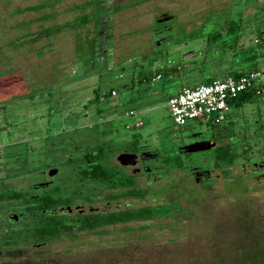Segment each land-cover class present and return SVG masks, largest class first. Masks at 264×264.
Segmentation results:
<instances>
[{"label": "rangeland", "instance_id": "374dc122", "mask_svg": "<svg viewBox=\"0 0 264 264\" xmlns=\"http://www.w3.org/2000/svg\"><path fill=\"white\" fill-rule=\"evenodd\" d=\"M42 3L40 11L24 10ZM257 3L264 0H0V180L21 187L25 178L14 175L24 171L32 185L39 173L57 167L47 191L72 197L78 207L68 216L80 205L85 212L172 205L171 214L146 223L42 244L20 240L0 249V264H264V168L251 165L264 158L256 155L264 150V90L217 125L198 119L177 126L167 107L168 96L181 88L205 84L199 75L205 37L186 40L190 33L238 15L248 25L243 39H253L250 32L264 25ZM85 14L94 19L73 27ZM167 16L172 19L157 23ZM215 52L220 74L226 60ZM156 73L161 78L153 80ZM198 133L227 137L224 143L251 161L241 157L232 167L215 168L200 185L169 166L155 182L138 175V186L150 191L146 198L113 201L109 209V192L95 183L82 187L72 171L98 147L109 153L107 167L117 166V152L132 146L160 152L162 164L180 163L163 155ZM27 216L12 223L26 224Z\"/></svg>", "mask_w": 264, "mask_h": 264}, {"label": "trees", "instance_id": "16d2710c", "mask_svg": "<svg viewBox=\"0 0 264 264\" xmlns=\"http://www.w3.org/2000/svg\"><path fill=\"white\" fill-rule=\"evenodd\" d=\"M259 4V3H257ZM46 7V4H40L33 7L25 8V11H40ZM258 11L264 13V3H260L256 7ZM118 10V8L116 9ZM170 17V16H169ZM41 18L47 19V16ZM94 17L89 14L79 17L73 27H82L87 25ZM172 17H170V20ZM242 17L237 15L236 19L227 18L225 16L220 23V27L212 26L203 33H190L186 40H196L205 37L206 51L205 61L201 64L199 75L205 82L210 84L214 80L223 79L226 76L237 77L243 73L260 69L264 66V25L255 28L250 33H254L255 38L243 39L244 30L248 28L247 23L242 25ZM250 22V21H247ZM50 29H46L48 32ZM181 43V41H177ZM220 50L222 57L226 60L225 64L220 67V74L216 73L217 68H214L213 61L216 54L215 50ZM210 54V57L208 56ZM178 69L172 73H176ZM160 76V73H156ZM203 85V84H202ZM184 88V87H183ZM182 89V88H181ZM264 87L249 89L239 93L235 98L230 99L229 104L232 109H240L244 105L252 102L255 98L262 95ZM113 90L111 91V93ZM174 94L170 95L173 96ZM168 96V97H170ZM100 112V111H99ZM131 112V111H130ZM129 112V113H130ZM231 111L229 112V114ZM226 120H228V116ZM264 131V128L262 129ZM135 145V144H133ZM264 147V145H263ZM249 144L243 149L244 153H248ZM111 151V149L109 150ZM264 155V150L256 155ZM109 153H102V147H98L95 151L86 153L77 162L83 164L80 166L77 176L83 183H95L110 190H116V193H110L106 196V200L120 199H139L142 200L150 193L148 188L138 187L136 184V176L124 174L118 167H110L104 165V160ZM244 158L246 161H251V157L238 153L231 145H223L215 150V162L217 167L229 168L234 166L239 158ZM264 159V158H263ZM264 163V162H263ZM252 163L251 165L254 166ZM179 168L181 164L176 162ZM227 177L229 174H226ZM57 190V188H55ZM54 189V190H55ZM53 190V191H54ZM8 201H14L22 205V194L15 189H6L0 191V230L3 229L4 222H7L8 227L0 235V249H9L17 245L20 240H25L28 244H42L55 239H60L64 235H70L77 238L82 232L102 233V228L112 227L124 224L150 222L159 217L167 216L172 213V205H156V206H141L129 207L115 210H107L102 212H87L68 216V214L59 212L61 207L70 205V199L62 197H54L52 192L46 191L44 195H30L28 207L25 210L29 214V222L26 224L20 223V226L15 227L11 220L3 218L2 211L4 208L16 206V203L7 204ZM9 209V208H8ZM22 213V211H21ZM21 218L28 217L24 215ZM20 218V217H19Z\"/></svg>", "mask_w": 264, "mask_h": 264}, {"label": "flooded vegetation", "instance_id": "af4514ba", "mask_svg": "<svg viewBox=\"0 0 264 264\" xmlns=\"http://www.w3.org/2000/svg\"><path fill=\"white\" fill-rule=\"evenodd\" d=\"M159 20L161 19H157V23H159ZM178 70H181V68L180 69L178 68ZM187 138L188 139H186L187 140L186 142L182 140L179 144L168 147V149L166 150L167 152L163 155V156H168L169 158H174V159H177L180 157L181 167L179 168L176 166V162H171L169 164L160 163L159 162L160 152L152 151L148 149L147 146H139V147L137 146L134 149L132 146L131 150L122 149L117 152L119 154L122 152H126V153H133L137 155V164L134 167L128 166V168H130V172H126L125 168L127 167L120 166L119 164L117 166H111V167L120 168L121 172H124V174L134 175L136 176V178L138 175H141L145 179L147 180L152 179L155 182L159 179V176H161L163 173H166L168 171V170H165V168L166 166H169L171 170L187 172V174L190 176L189 181H192L193 179V182L195 184H198V185L207 184L212 177V172L214 171V169L219 168L216 166V162H215L216 160L214 158L215 150H217L223 145L224 146L228 145L224 143V141H226L228 138L224 137V138L216 139L212 135L202 134V133L201 134L198 133L196 135L189 136ZM197 142H209L210 144H214L215 147L211 148L210 150L203 151V152L189 153L188 146L190 144L197 143ZM204 146H207V145H204ZM263 162H264V159H261L259 160V162L253 164L254 165L253 167L264 168ZM76 165L77 166L74 167V169L72 170L74 171L75 175H77L79 170H81L80 166H83V164H80L79 162H77ZM59 172L60 171L57 167L51 166L47 168L45 171L39 173L38 179L35 181V183L31 185L29 182L28 173L21 171V173L20 172L16 173L14 176L16 178L24 177L25 185L22 184L21 187H9L5 185L3 181L0 180V191L1 190L6 191V189L9 188V189H15L22 194V205H20L21 207H19V204H17V202H14V201L13 202L8 201L7 204L16 203V206H14L13 209L15 208V210H17L18 208H21L22 209L21 215L23 217L24 215H28L27 214L28 211L26 212L25 210L28 207V201H29L30 195L31 194L36 195V196L44 195V193L52 186L53 178H55L59 174ZM261 176H264V172L261 174ZM80 184H82V187L87 185L86 182L83 183L82 181H80ZM136 184L138 186L137 181H136ZM147 184L148 182H146V185ZM106 190L107 192H109L106 196H108L110 193H116V190L114 189L113 190L106 189ZM76 192L79 193L80 190L78 191L76 190ZM76 192L74 194H76ZM65 195H62V196L64 198L70 199V202L72 203L71 201L72 197H65ZM84 198L85 199H82L83 201L87 202L89 200L88 197L86 196H84ZM113 201L118 202L119 200H113ZM113 201L105 200L104 206L106 205V208L109 209L111 202ZM71 203L69 206L61 207L59 209V212L62 213L63 210H65L64 212H67V213L73 212V209H75L78 206L75 205L72 207ZM127 206L133 207L131 204L129 205L127 204ZM118 207H120V205H118ZM8 208L10 209L11 207L9 206ZM8 208L6 207L3 210H6ZM79 209L77 210V214L87 213L85 212L84 205H80ZM116 209H119V208H116ZM94 211L95 210H91L89 212H94ZM2 217L5 218V220L7 219V220H11L12 222L14 221L17 222L20 216L19 214L5 213Z\"/></svg>", "mask_w": 264, "mask_h": 264}, {"label": "built area", "instance_id": "2783aa9c", "mask_svg": "<svg viewBox=\"0 0 264 264\" xmlns=\"http://www.w3.org/2000/svg\"><path fill=\"white\" fill-rule=\"evenodd\" d=\"M159 77L156 76L153 80H158ZM261 87H264V66L237 77L226 76L210 84L184 87L168 97L167 107L177 126H184L198 119H207L217 125L226 121L231 111L230 99L241 92Z\"/></svg>", "mask_w": 264, "mask_h": 264}, {"label": "water", "instance_id": "95a60500", "mask_svg": "<svg viewBox=\"0 0 264 264\" xmlns=\"http://www.w3.org/2000/svg\"><path fill=\"white\" fill-rule=\"evenodd\" d=\"M169 19L170 17L167 16V17H162L161 20L159 21H167ZM204 145H207V146H204ZM214 147L215 145L210 144L209 142H197V143L190 144L188 146V152L189 153L203 152V151L210 150L211 148H214ZM116 160L120 166L134 167L137 164V155L133 153L122 152L116 157Z\"/></svg>", "mask_w": 264, "mask_h": 264}]
</instances>
